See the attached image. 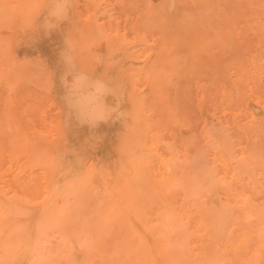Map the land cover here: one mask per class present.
I'll list each match as a JSON object with an SVG mask.
<instances>
[{"label": "rangeland", "instance_id": "obj_1", "mask_svg": "<svg viewBox=\"0 0 264 264\" xmlns=\"http://www.w3.org/2000/svg\"><path fill=\"white\" fill-rule=\"evenodd\" d=\"M45 1L46 0H0V201L6 203L12 200L13 203L16 201L15 205L19 204L15 206L13 210V213L21 212V215H18L16 221L21 219L22 221L20 222H24V218L28 221V219L30 218L31 220L32 217L33 219L31 221L34 222H32L31 227L35 229V227H37L36 223L50 218V214L47 213V215L49 214L48 216L45 215L47 218L45 217L46 219L44 218L41 220V218L44 217H42V214L44 215L45 212H49L51 209L57 212L58 209L59 213H63L64 209H60L62 208L60 205V198L56 199V202H53L52 206L50 203H46L48 206L45 204L44 206L46 208H44L42 206L43 203H40L44 197L41 195L42 192L40 194L38 193L39 190L42 191V189H44V192L51 189L50 185L54 183L53 190L56 193L58 189H62L61 193L58 191V194L60 193L59 195H62L68 183L73 180L78 181L79 184L80 181L81 184L84 181H92L91 185L95 184V186L93 185L94 187L91 186L89 188L88 194H91H86L84 197L83 203L85 206H91L90 203L100 200L99 197H95L94 195L96 192L100 191L106 181H127L130 183V188L133 189L134 187L137 191L140 189V186L144 185L143 182H145L144 188L149 189L148 192L150 193V198L148 199L149 207H147V210L153 212L156 208L155 189H162L165 187V182L157 184V182H161L163 178V173L161 174L163 163H165V161L167 162L166 165L171 168L173 179L176 180L186 171L193 173L202 169H204L203 171H209V167H211L210 160L213 159V155H211L213 154L212 149L214 150V145L209 142L212 140L211 138L214 137L215 132L221 129L228 138V145L231 146L233 153L231 154V159L233 162L235 161L234 158L239 156L238 152L241 148H251L253 144H260L264 151V74L253 76V73L251 72L250 75L248 71V78L241 80L242 74L248 70L255 58L257 59L256 62H259L256 64H260L259 66L264 67V6L259 3L261 0H259V2L254 0H222L221 2H219L220 0H211L212 2L209 0H165L164 4H162L164 0H54L55 3H60L63 9L65 8V10H67L65 14L67 18L65 19V17H63L58 20L60 22L57 21V25L55 26L51 22L55 20L53 16H50L51 18L43 17L42 12L46 10ZM200 1L205 3H203L205 10H209L210 7L212 11L209 10V13L208 11L205 12L202 10L203 7ZM208 1L210 2L209 4ZM214 1L217 2L214 3ZM229 2H232L233 5ZM241 2L243 4L245 3V6ZM255 2L257 3L252 4ZM258 3L262 7L259 6ZM155 4H159L160 7L157 6L158 9L154 8L153 5ZM215 4L217 5L215 6ZM262 4H264V0ZM161 5L165 8V11ZM224 5H226V7ZM251 5H253L252 9ZM214 6L217 10H215ZM152 7L157 10L161 9L159 12L161 16L165 14V17H161L158 11L155 10V13L158 14L156 17H160L159 19L161 21L159 20L160 22L158 23L161 27L158 23V25L153 23V21L157 22L158 17L155 18V15L150 17V15H152L151 12H153ZM259 9L261 10L259 11ZM162 10L164 12H162ZM235 13V21L232 22H235L234 25L238 22L237 29L235 28L236 30H234L232 26L230 27L229 25L231 22L227 21L229 18L232 20V15ZM225 14L227 15V20L225 19ZM184 17H187V20L184 19ZM151 18L155 19L153 20ZM178 18L181 19V25H178L180 22ZM237 18L243 20V22L237 20ZM171 20H173V22ZM220 21L222 22L220 23ZM184 23H187L188 26ZM190 23L191 25H189ZM170 25H172V27L175 25L176 27L174 26L172 29ZM52 26L54 27L52 28ZM168 26H170L171 29L167 28ZM180 26L181 28H189L186 29V32H192L191 35L193 38L190 34L187 35L185 32H183V34L187 36L185 37L183 35L180 37L181 34L178 31L183 30ZM224 26L228 30L225 31ZM191 29L192 31H190ZM173 31V38L175 37L174 43L173 38L172 40L171 38H168V41L166 40L167 37L173 34ZM183 31H185V29ZM159 33L161 35H159ZM162 33L166 38L162 36ZM255 33L256 38L253 36ZM153 34H156V36ZM165 34H167V36H165ZM195 37L196 39H194ZM260 37H263L261 39L263 42L260 41ZM186 39L191 41L187 42ZM159 40H164V42L162 43ZM251 40L254 41L253 46H250L251 48L253 47L252 50L248 47V45L252 44L248 42H252ZM245 41H247V43ZM186 44L188 45L186 46ZM199 44L202 50L197 48ZM224 44L226 46H224ZM192 45H195V48ZM69 48L71 52H73V54H71L73 58L77 61L79 60L78 62H81L87 69L91 71L94 70L93 74L96 78L101 73L106 81L112 83L109 84L110 90L115 93L112 96L120 97L123 95V99L118 102L121 110L120 114L122 116L121 121L116 123L115 121L104 120V128H96L93 123H90L93 126L91 127L88 123L86 125L87 129H96L89 131L91 133L96 131L93 135L88 133L85 129L81 130L79 133L74 129H69L67 133L63 135L60 133L65 131L60 128L62 127L61 125L64 118V109H62L63 106L60 104L66 102L62 99L61 95L64 88L63 82L60 80V73H62L63 65L67 60L65 52ZM189 48L193 50L190 51ZM220 48L221 51H224V54L219 52ZM194 53L198 56L200 55V57H197V55L195 56ZM159 54H164V56H160ZM124 57L126 58L124 59ZM167 59H172V61H168ZM206 62H208L207 64L209 65H206L207 67L205 66ZM149 63L150 66L148 65ZM157 63L160 64L161 71L159 67L157 68ZM146 64L148 67H146ZM133 65L135 67H133ZM132 67L133 69H128ZM155 67L157 69H155ZM202 67L206 68L202 69ZM164 68L165 72H167L163 74ZM126 69L127 71L125 72L124 70ZM134 69H136V71ZM144 69H147V71H144ZM53 70H58V73H54ZM149 71H153V73H151L153 76L157 72L158 74H163V76H160V74L159 76L162 78H158L156 74L155 77H149ZM145 72L148 77L145 76ZM215 72L217 73L215 74ZM118 75L126 76L125 78L123 77V82H121L122 76L119 78ZM67 78L71 80L70 76H67ZM110 78L114 81H110ZM127 78L128 82L125 81ZM155 78L158 79L155 80ZM143 79L145 80L143 81ZM117 80L121 82L120 88V84ZM241 82H244V88L241 86L240 89H238L239 87L237 88V84L235 83H238V86H240ZM257 83L260 85L258 86ZM117 86L118 89L121 90L120 92L117 90ZM261 86L263 88H261ZM219 88L220 92H218ZM254 90L256 93H254ZM237 92L243 95V97L240 95L241 97L238 98V96H236ZM153 98L154 101L152 100ZM227 98L229 102L226 101L228 100ZM107 101L110 102V105L112 104L111 98L108 97ZM216 101L219 103V106ZM130 103L132 104L130 105ZM232 104H237L235 105V109L237 108L238 110L232 109L234 106H232ZM238 104L243 105L241 106ZM131 108L133 109L132 114ZM255 110L257 112H255ZM125 113L127 116L130 114L131 117L130 115L128 117L125 116ZM213 116L216 117V120ZM189 117L190 119L192 118L191 121H188ZM199 117L201 122L196 119H199ZM206 118L208 121H206ZM212 120L213 122H210ZM256 123H258L257 127ZM126 124L131 128L129 129ZM133 124L136 127H134ZM145 124L147 126H145ZM156 125L158 127H156ZM210 125L213 126L210 127ZM125 127H128V130L125 129ZM191 127L193 128L191 129ZM244 128H247V130ZM149 131L151 132L149 133ZM85 132L87 134H85ZM239 134H243V136L240 135L239 137ZM119 135L121 136V138L118 137L120 143L121 139L123 141L122 137L125 136L121 146L119 142H116V138ZM199 135L200 138L198 137L199 140L197 138L196 145V136ZM261 136L263 141H261ZM55 137L56 139L53 140ZM208 137H210L211 140L207 139ZM200 139L203 142H201ZM150 140L153 143H151ZM70 141H72V144H70ZM111 141L112 143L114 141V143L111 144ZM132 143H136V145H132ZM139 143L140 146L138 145ZM205 144L207 147H205ZM209 144L211 145L209 146ZM212 145L213 147H211ZM235 145L238 147L235 148ZM209 147L211 149L207 150ZM125 148L126 152L124 151ZM197 148H199L198 151H196ZM152 149L153 152L151 151ZM127 150H134L130 153L131 157L129 154L127 155ZM83 151H85L86 155ZM122 151L123 153H120ZM204 151L208 153H204ZM133 152L134 155L132 154ZM141 152L143 153L141 154ZM148 153H152V155L149 156ZM166 153H169V155ZM199 153L201 157H198L200 156ZM232 155L234 158H232ZM125 156H129L130 158ZM204 157L206 160H204ZM195 159L196 161H193ZM113 160L115 161L113 162ZM202 160L206 163H202ZM140 161H142L143 164L137 167ZM207 163L208 165H206ZM83 165L85 166L84 168ZM106 165H108V167H105ZM144 165L146 166L143 168ZM95 166L97 170H95ZM202 166L205 167L201 169ZM100 168L102 169L100 170ZM158 168H160V170ZM54 171H58L56 172L57 174H54ZM73 171H77V174L75 172L72 173ZM92 171L94 172L92 173ZM168 171H170V169ZM214 171L218 172L219 175H217V177H220V167L216 166ZM115 173L117 174L115 175ZM59 174L61 175L59 176ZM147 174H149V177H146L148 176ZM99 175L103 176L102 178L106 181H102ZM137 175H140V179L137 178ZM114 176L116 177L114 178ZM135 177L136 179H134ZM213 177H216L215 174H213ZM39 178L43 181H39L38 186L40 182H42L40 185H43L44 188L39 186L37 190L35 186L37 185L36 180H39ZM50 178L51 181H47L48 179L50 180ZM149 178H151V181ZM136 180H143L140 186V181L135 183ZM98 181L103 182V184L98 183ZM96 184L97 186L99 185L100 189H96ZM25 185L28 189L27 193L24 192L27 190L25 189ZM55 186L58 187V189L55 188ZM231 187H233L236 192H239L241 189L245 191L244 189H246L234 184ZM152 189H154V191H152ZM263 189L264 187L258 195L259 201L264 196ZM173 190L172 188L167 189L166 187L163 192L158 193V196L163 197V200L167 202V205L169 203L170 207H174L175 204L179 206L181 203V201H179L181 195L176 194L177 190L176 192ZM14 192H16L15 196ZM30 192H32V196L33 193L35 195L37 194V196L34 195L31 198V194L29 196ZM40 195L41 200L33 202V200L39 199ZM16 196L19 198L17 197L15 199ZM26 196L31 200V202L28 203L29 206H26L27 203H21L23 200H28ZM219 199L218 196L215 198V203L218 205L220 204ZM33 205L35 206L32 207ZM24 207L30 208L25 209ZM33 212L36 213L34 214ZM40 212L42 213L40 214ZM30 213H32L33 216H31ZM61 213L58 215L63 216ZM26 214H29L31 217H26ZM115 226L111 234L107 233V236H105V233L103 236V240L110 242V244L106 243L108 245H106L107 247H110L112 245L111 242L122 235V226H120L118 222L115 223ZM107 237L111 240L107 241Z\"/></svg>", "mask_w": 264, "mask_h": 264}, {"label": "bare ground", "instance_id": "obj_2", "mask_svg": "<svg viewBox=\"0 0 264 264\" xmlns=\"http://www.w3.org/2000/svg\"><path fill=\"white\" fill-rule=\"evenodd\" d=\"M202 1H200V3H202ZM204 1H206V0H204ZM209 1L212 2L211 0H209ZM209 1H208V4L210 3ZM221 1L222 0H220L219 2H221ZM240 1H237V2H240ZM254 1L259 2V0H254ZM262 1L263 0H261L259 3L264 6V4H262ZM45 2H46V10L42 12L43 17L51 18L50 16H53L55 18V20L51 21V22L54 26L57 25L58 20L62 19L63 17H65V19L67 18L65 16L67 10H65V8L63 9V6L60 3H55L54 0H46ZM215 2H217V1H214V3ZM257 2L252 3V4H256ZM164 3H165V0L162 4H164ZM203 3L201 4L203 7V8L201 7L202 10H204L205 12L208 11L210 13V11H209V10H211L210 7H209V10H205V8L203 6L205 3L204 4ZM229 3H231L233 5L232 2H229ZM260 4H259V6H261ZM155 5H153L154 8L158 9L157 6L160 7L159 4L156 5V7H155ZM216 5L217 4H215V6ZM222 5H223V3H222ZM232 5H231V7H232ZM215 6H214V8H215ZM224 6L226 7V5H224ZM252 6L253 5H251V9H252ZM153 7H152L153 12H151L152 15H150V17L155 15L154 17L157 18L158 16L156 17V15H158V14L155 13V10L158 11V13H159L161 9L157 10V9H154ZM227 9H228V7H227ZM233 9H234V7H233ZM253 9H255V8H253ZM163 10L165 11V8ZM163 10H162V12H164ZM215 10H217V8H215ZM256 10H257V8H256ZM260 10L261 9H259V11ZM146 11H147V9H146ZM205 12H204V14H205ZM235 12H237V11H235ZM153 13H155V14H153ZM160 14L161 13H159V15ZM164 15H162V16H164ZM176 16H177V14H176ZM232 16H233L232 20H230L231 18H229L227 20L226 19L227 15L225 14V19L228 22L230 21L231 24L229 26L230 27L232 26V28H234V30H236L238 22L236 23V25H234L235 22H232V21H235L234 16H236V13ZM159 18L160 17L157 18L158 19L157 22L153 21V23L158 25L159 24L158 22L161 21ZM186 18L187 17H184V19H186ZM0 19H1V14H0ZM151 19H153V18H151ZM169 19H171V18H169ZM178 19H180V18H178ZM178 19H177V21H178ZM165 20H164V23H165ZM237 20H239V18H237ZM171 21L173 22V20H171ZM177 21H175V22H177ZM179 21L180 22L178 23V25H181L182 24L181 19ZM239 21L243 22V20H239ZM58 22H60V21H58ZM221 22L222 21H220V23ZM184 24L187 25V23H184ZM189 25H191V23ZM54 26H52V28ZM170 26L172 27V25H170ZM170 26H168L167 28H170ZM160 27H161V25H160ZM173 27H172V29H173ZM182 27H183V25H182ZM180 28H181V26H180ZM181 29H183V30L185 29V31H183V30L178 31L177 30L181 34L180 37H182L184 35L183 32H185L187 35L188 34L191 35V33H192V32H189V33L186 32V29H189V28L184 27ZM161 30H163V29H161ZM175 30H176V28H175ZM226 30H228V29H226V27H225V31ZM164 31H165V29H164ZM171 31H168V32H171ZM190 31H192V29ZM243 31H244V29H243ZM154 33H155V31H154ZM153 35L156 36V34H153ZM159 35H161V34L159 33ZM173 35H174V31H173V34L170 35V37L166 38L163 36V33H162V36L164 38H166L167 41H168V38H171V40H172ZM259 35L263 36L261 34H259ZM165 36H167V34H165ZM168 36H169V34H168ZM253 36H255V38H256V33H255V35L253 34ZM192 38H193V36H192ZM262 38L260 37L261 42H263V40H261ZM174 39H175V37L173 38V43L175 41ZM194 39H196V37ZM221 39H222V35H221ZM253 40H254V38H253ZM76 41H77V39H76ZM159 41L162 43L164 42V40H162V41L159 40ZM159 41H157V42H159ZM183 41H184V39H183ZM188 41H191V40H187V42ZM192 42H194V41H192ZM245 42L247 43V41H245ZM248 42H249V44L252 43L251 45H248V47L253 46L254 41H252V42L248 41ZM181 43H182V41H181ZM171 44H170V46H171ZM187 45L188 44H186V46ZM219 45H220V42H219ZM164 46H166V45H164ZM170 46L168 45L169 48H170ZM190 46H188V47H190ZM224 46H226V45L224 44ZM183 47H184V45H183ZM197 48L200 49V44H199V47L197 46ZM71 49H72V47H71ZM249 49L252 50L253 47L252 48L250 47ZM191 50H193V49H190V51ZM196 50H198V49H196ZM200 50H202V48ZM155 52H156V49H155ZM219 52L223 53L224 51H221V48H220ZM71 54H73V52H71V50L69 48L65 52V55L67 56V60H66V63H64V65H63L62 73H60V76H61L60 80L63 82V88H64L61 95H62V99L66 101V102H64V104L63 103L60 104L63 106L62 109H64V115H63L64 118H63L62 125L60 124V122H59V124L62 126L60 128H62V130H65L64 132H60V133H61V135L66 134L69 129L70 130L74 129L79 133V132H81V130L85 129L86 131H88V133L93 135L96 131H94L93 133L89 132L93 128L87 129L86 125L88 123L89 124L93 123L95 125L94 127H96V128H99V127L104 128V126H103L105 124L104 120L115 121L116 123L121 121L122 116L120 114L121 110H120L118 102L123 99L122 98L123 95H121L120 97L112 96L113 94H115L109 88L110 87L109 84H112V83L106 81L105 78L101 75V73L96 78V76L93 74L94 70L91 71L90 69H87L86 66H84L81 62L80 63L78 62L79 60L77 61L75 58H73ZM170 54H172V53H170ZM159 55L161 56L162 54H159ZM196 55L197 54H195V56ZM162 56H164V54ZM165 56H166V54H165ZM197 57H200V55L199 56L197 55ZM255 57H256V55H255ZM125 58L126 57H124V59ZM240 58H242V57H240ZM124 59H123V61H124ZM169 60L172 61V59H169ZM261 60H262V58H261ZM203 61H205V60H203ZM203 61H201V62H203ZM256 61H257V59L255 58L251 64V66H249L248 70L242 74L243 76H242L241 80L248 78V76H249L248 71L250 72V75L252 72L253 76L259 75V74H264V67L259 66L260 64L257 65L256 63H259V62H256ZM77 62H78V64H77ZM174 63H175V61H174ZM207 63L208 62H206L205 66L206 65L209 66ZM148 65L150 66V63ZM159 65L160 64L157 63V68L159 67V70L161 71L162 69H160ZM263 65H264V63H263ZM107 66H108V64H107ZM129 67H130V65H129ZM133 67H135V66L133 65ZM133 67L128 68V69L131 70V69H133ZM146 67H148L147 64H146ZM153 67H154V65H153ZM157 68L155 67V69H157ZM205 68L202 67V69H205ZM134 70L136 71V69H134ZM149 70H150V68H149ZM124 71L126 72L127 69ZM144 71H147V69H144ZM53 72L58 73V70H53ZM118 72H119V69H118ZM164 72H165V68L163 69V74H164ZM207 72H208V69H207ZM149 73H150L149 77H155L156 74H157L156 77H158V78L160 76H163V74H161V73L158 74V72L155 73L154 76H153V74H151V73H153V71L152 72L149 71ZM204 73H205V71H204ZM216 73L217 72H215V74ZM103 74H104V72H103ZM211 74H213V73H211ZM67 76H70L71 80H69L67 78ZM121 76H122L121 82H123V77L125 78L126 76H123V75H121ZM121 76H119V78ZM145 76L148 77L147 73L145 74ZM210 76H212V75H210ZM116 78H117V76H116ZM158 78H155V80ZM160 78H162V77H160ZM111 80H113V79L110 78V81ZM118 80H120V79H118ZM118 80H117V82H119ZM144 80L145 79H143V81ZM153 80H154V78H153ZM214 80H216V79H214ZM115 81H116V79H115ZM125 81L128 82V78ZM117 82H115V83H117ZM121 82H119V84ZM209 84H210V82H209ZM235 84H237V88L239 87L238 89H240L241 86L243 87L244 82L243 83L241 82L240 86H238V83H235ZM257 85L259 86L260 84L257 83ZM118 86H117V90L120 92L121 90L118 89ZM262 86H261V88H263ZM120 87H121V84H120L119 88ZM122 89H124V88H122ZM245 89L247 90L246 87H245ZM259 89H260V87H259ZM122 92H123V90H122ZM213 92H215V91H213ZM213 92H212V95H213ZM218 92H220V88H219ZM263 92H264V89H263ZM136 93H137V91H136ZM231 93H234V92H231ZM248 93H249V90H248ZM254 93H256L255 90H254ZM219 95H221V94H219ZM219 95H218V97H219ZM240 95L241 94H238V92H237L236 96H238V98H240L241 96L243 97V95H241V96ZM130 96H132V95H130ZM214 96H216V95H214ZM108 97L112 99L111 103L113 105L112 104L110 105V102L107 101ZM213 99H214V97H213ZM132 100H135V99H132ZM152 100L154 101V98ZM217 100H218V98H217ZM226 101L229 102V99ZM127 103H128V101H127ZM216 103H217V101H216ZM131 104L132 103H130V105ZM217 104L219 106V103H217ZM233 105L234 104H232V106ZM235 105H237V104H235ZM235 105L232 107V109H235ZM238 105H241V104H238ZM155 106H157V105H155ZM131 107H133V106H131ZM199 107H200V104H199ZM213 107H214V105H213ZM132 110L133 109L131 108V114L133 113ZM235 110H238V109L236 108ZM256 110H258V109H256ZM256 110H255V112H257ZM206 113H207V111H206ZM235 114H236V112H235ZM129 115L130 114H128V116ZM125 116H127L126 113H125ZM144 116H147V115H144ZM130 117H131V115H130ZM133 117H134V115H133ZM213 118L215 119L216 117L213 116ZM196 119H197V121L201 120L200 117H199V119L198 118H196ZM131 120H132V118H131ZM191 120H192V118L190 119V117H189L188 121H191ZM61 121H62V119H61ZM185 121H187V120H185ZM206 121H208L207 118H206ZM125 122H127V121H125ZM210 122H213V120ZM129 123H127V124H129ZM186 123H188V122H186ZM196 123H198V122H196ZM205 123H207V122H205ZM215 123H216V121H215ZM122 124H125V123H122ZM146 124H145V126H147ZM191 124H193V123H191ZM257 124L258 123H256V127H257ZM90 126L93 127L92 124H90ZM130 126H132V125H130ZM133 126H134V124H133ZM211 126H213V125H210V127ZM222 126H224V125H222ZM128 127L127 128L125 127V129L128 130ZM134 127H136V126H134ZM156 127H158V126L156 125ZM156 127H155V129H156ZM215 127H216V125H215ZM220 127H221V124H220ZM130 128L131 127H129V129ZM192 128L193 127H191V129ZM93 130H96V129H93ZM225 130H226V128H225ZM233 130H234V128H233ZM245 130H247V128ZM235 131H236V129H235ZM150 132L151 131H149V133ZM69 133L72 134L71 132H69ZM149 133H148V135H149ZM85 134H87V133L85 132ZM120 135L117 136L116 142H119L118 137L121 138ZM124 135H125V133H124ZM240 135L241 134H239V137H240ZM241 136H243V134ZM198 137L200 138V135L196 136V145H197V138ZM122 138H123V141L121 139L120 140L121 143L124 142L125 136H123ZM199 138H198V140H199ZM55 139H56V137L53 140H55ZM207 139H210V137H208ZM211 139H210L211 141L209 143L214 145V150L212 149L213 154H211V155H213V159L210 160L211 161V167H209L210 168L209 171H203L204 169H202V168H204L205 166H202L201 167L202 170H197L194 173L189 172V171H186L185 173L183 172L181 174V176L178 178V180H176V179H173V174H172L171 168H169V166L166 165L167 162L165 161V163H163V166H162L163 168H162V172H161V174L163 173V178H162V181L157 182V184L158 183L161 184V183L165 182V187L162 189L158 188L159 190L155 189L156 208L154 209L153 212H149V210H147V207H149V200L148 199L150 198V193L148 192L149 189L144 188L145 182H143L144 183V185H142L143 187L140 186L143 180L142 181L139 180L140 181V184H139L140 189H138V191H137V189H135L134 187H133V189H131L130 183L127 181L113 182L112 180H109V182H107L106 180H104L102 178L103 176H100V175H99V177L102 178V181L103 180L106 181V183L103 184V182L98 181V183L103 184L101 189L99 188V185L97 186V184H96V186H97L96 189H100V191L96 192V194L94 196L99 197L100 200H97L94 203H90L91 206H88V205L85 206V204L83 203V200H84L85 195L88 194L89 188L91 186L92 187L95 186V184L91 185V182H92L91 180H93V179H91L92 177L90 178L91 182L84 181L82 184H81V181L79 184L78 181H75V180L69 182L68 186L64 189V192L62 195H59L61 193L62 189L59 190L58 187H56L60 183H58L54 180H53L54 182L58 183L55 186V188L58 189V191L60 192L59 194H58L57 190H56L57 191L56 193L53 190L54 183L50 185L51 189L46 190L45 192L43 191L44 189L41 188L42 191L39 190L38 194H40L42 192L41 195L44 198L41 200V195H40L39 199H35V198H34L35 200L32 199L33 202H35L37 200L38 201L41 200L40 203H43L42 206L44 208H46L44 206L46 203H50V205L52 206V203L56 202L55 200L60 198V200H61L60 205L62 207L60 209H62V210L64 209V211H63V213L60 212L61 215L63 214V216L58 215V214H60L58 212V209H57L58 213L54 212L53 209H51L49 212L48 211L45 212L44 215L42 214V217L43 216L44 217L41 218V220L44 219L45 217L47 218V216L50 214V218H48L49 220L45 218L46 219L45 221L42 220L43 223L42 222L36 223L37 227H35V225H34L35 229L33 227H31L32 222H34V221H31L33 219L31 217V216H33L32 213H30L31 216L29 214L28 215L26 214V217L30 216L31 220L28 217L29 218V219L27 218L28 221L26 220V218H24V222H20V221H22L21 219L16 221L18 218V215H21V212L13 213L14 207L19 205V204H17L18 202L16 203L17 205H15L16 201L14 203L12 200L10 202L7 201L6 203H4L3 201H0V264H264V196L263 197L261 196L262 198L260 201L258 199V195L261 192L262 188L264 187V151H263V148H261L262 146H260V144L259 145L253 144V146L251 148H241L240 151L238 150L239 156H236L234 158V156L232 155V158H234V160H235L233 162V160L231 159V154H233L232 150H231V146L228 145V138H227L226 134L224 133V131L221 129L220 131L215 132L214 137H212ZM114 140H115V138H114ZM261 141H263L262 136H261ZM71 142L72 141H70V144H72ZM134 142H136V141H134ZM201 142H203V141L201 140ZM75 143H77V142H75ZM113 143H114V141H113ZM113 143L111 141V144H113ZM121 143L119 142L120 146H121ZM151 143H153V142L151 141ZM133 144L134 143H132V145ZM206 144H207V141H206ZM206 144H205V147H207ZM211 144H209V146ZM134 145H136V143ZM138 145L140 146V143ZM213 145L211 147H213ZM181 146H183V145H181ZM111 147H113V146H111ZM237 147L238 146H236L235 148H237ZM128 148H130V147H128ZM154 148H155V146H154ZM109 149L111 150L110 147H109ZM198 149L199 148H197L196 151H198ZM209 149H211V148L210 147L207 148V150H209ZM156 150H154V151H156ZM120 151H121V148H120ZM124 151L126 152V148ZM131 151H134V150H131ZM131 151L127 150V152H128L127 155L129 154L130 157H131V155H130ZM147 151H150V150H147ZM151 151L153 152V149ZM200 151H201V149H200ZM83 152L86 155L85 151H83ZM109 153H111V152H109ZM120 153H123V151ZM142 153L143 152H141V154ZM200 153H202V152H200ZM200 153H199V155H200ZM204 153H208V152L204 151ZM204 153H203V155H204ZM56 154H57V152H56ZM132 154L134 155V152ZM166 154L169 155V153H166ZM57 155H55V156H57ZM125 155H126V153H125ZM150 155H152V153L149 154V156ZM129 156H125V157L130 158ZM183 156H185V155H183ZM57 157H59V156H57ZM198 157H201V155ZM50 159H48V160H50ZM118 159H119V157H118ZM140 159H141V157H140ZM160 159H159V161H160ZM163 159H164V157H163ZM171 159H172V157H171ZM204 160H206V158ZM114 161L115 160H113V162ZM174 161H175V159H174ZM193 161H196V159ZM63 162H64V160H63ZM171 162H173V161H171ZM61 163H62V161H61ZM195 163H197V162H195ZM202 163H206V162H203V160H202ZM202 163H200V164H202ZM51 164H52V162H51ZM128 164H129V162H128ZM142 164H143L142 161H140V163L137 164V167L142 165ZM189 164H190V162H189ZM57 165H60V164H57ZM158 165H156V166H158ZM206 165H208V163ZM60 166H62V165H60ZM145 166L146 165H144L143 168ZM147 166H148V164H147ZM216 166L220 167V169H221L220 177H217V175H219V174H218V172L214 171ZM55 167L58 169V167L56 165H55ZM84 167L85 166L83 165V168ZM105 167H108V165H106ZM158 167H160V166H158ZM50 169L52 170L51 167H50ZM101 169L102 168H100V170ZM158 169L160 170V168H158ZM169 169H170V171H168ZM95 170H97V167L95 168ZM79 171H81V170H79ZM56 172H58V171H56ZM56 172L54 171V174ZM60 172H62V171H60ZM74 172L77 174V171H73L72 173H74ZM93 172L94 171H92V173ZM96 172H98V171H96ZM156 172H158V171H156ZM146 173H147V171H146ZM159 173H160V171H159ZM94 174H96V173H94ZM116 174L117 173H115V175ZM213 174H215L216 177H213ZM60 175L61 174H59V176ZM147 175L148 176H146V177H149V174H147ZM141 176H144V175H141ZM76 177H77V175H76ZM76 177H74V178H76ZM115 177L116 176H114V178ZM55 178H58V177H55ZM67 178H69V177H67ZM87 178H88V176H87ZM137 178L140 179V175ZM134 179H136V177ZM64 180H65V178H64ZM149 180L151 181V178H149ZM36 181H37L36 186H38L39 181H43V180H40V178H39V180H36ZM47 181H51V178H50V180L48 179ZM136 181H135V183L139 182L138 180H136ZM41 183L42 182H40V184ZM148 183H146V184H148ZM25 184H27V183H25ZM40 184H39V186L44 188V186L40 185ZM233 184L238 186V187H240V186L244 187L246 189H244L245 191H243V189H241L239 192H236L233 189V187H231ZM36 186H35V188L38 190L39 186L38 187H36ZM50 186H48V187H50ZM166 187H167V189H170V188H172V190L174 189L175 192L177 190L176 194L181 195L180 200H179V201H181V203L179 206H176V204H175L174 207H170L169 203L167 205V202L165 200H163V197L158 196V193L163 192ZM238 187H236V188H238ZM25 189H27L26 185H25ZM36 189H35V191H36ZM27 191H28V189L24 192L27 193ZM32 191H34V190H32ZM152 191H154V189H152ZM16 192H14L15 193L14 196L16 195ZM8 194H9V192H8ZM30 194H31V198L35 195L33 193V196H32V192L29 193V196H30ZM89 194H91V193H89ZM35 196H37V194ZM217 196L220 198L219 199L220 200L219 205L215 203L216 202L215 198ZM17 197L18 196H16L15 199ZM26 197H27V199L29 198L28 196H26ZM3 198H5V197H3ZM24 198H25V196H24ZM259 198H260V196H259ZM19 200H21V199H19ZM146 200H147V203H146ZM29 202H31V200L28 199V200H23V202H21V203L22 204L27 203L26 204V206H27ZM34 206L35 205H33L32 207H34ZM16 208H18V207H16ZM24 208L29 209L30 207L29 208L24 207ZM30 211H31V209H30ZM44 211H45V209H44ZM41 213L42 212H40V214ZM47 213H49V214L47 215ZM45 215H47V216H45ZM29 221H31V222H29ZM116 222H118L119 225L122 226L121 227L122 228L121 229L122 235H121V237L117 238L116 240H113V242H111L112 245L110 247H107L108 246L107 244L108 243L110 244V242H106L105 240H103V236L105 233H106L105 236H107V233L111 234L113 232V230H114L113 228L116 227L115 226ZM120 226H118V227H120ZM104 239H106V238H104ZM108 240H111V239H108V237H107V241Z\"/></svg>", "mask_w": 264, "mask_h": 264}]
</instances>
